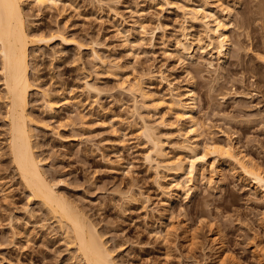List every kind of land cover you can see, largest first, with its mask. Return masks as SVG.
<instances>
[{
	"label": "rangeland",
	"instance_id": "1",
	"mask_svg": "<svg viewBox=\"0 0 264 264\" xmlns=\"http://www.w3.org/2000/svg\"><path fill=\"white\" fill-rule=\"evenodd\" d=\"M229 1L234 45L222 65L199 52L185 64L166 53L168 45L181 37L185 17L178 5L184 0H63L59 9L43 11L32 3L26 6L34 31L50 37L62 29L69 39L87 47L61 40L31 47L30 73L39 86L30 95L29 111L37 121L33 139L43 170L58 181L62 194L97 222L120 264H223L222 250L215 245L216 229L228 254L232 252L243 264H260L258 253L264 257L257 247L264 250V199L256 194L253 181L226 163L213 179L210 171L199 173L188 198L185 192L168 197L166 192L172 196V190L176 191L174 174L156 170L145 159L150 143L141 134L135 109L141 98L137 103L120 84L127 76L134 80L150 70L154 78L144 79L145 86L158 96L168 97L174 88L185 97L187 87L194 84L196 116L204 131L201 143L210 137L225 143L227 134L237 150L264 168V0ZM138 11L155 30L144 40L136 34ZM116 20L139 40L133 53L118 37ZM159 23L163 29L155 28ZM188 26L196 33L203 31L199 23L188 22ZM93 48L107 60L106 66L93 58ZM161 73L172 86L162 80ZM1 78L0 74V82ZM86 80L101 93H90ZM40 88L51 89L55 95L64 93L66 100L59 102L54 115L46 110ZM3 92L0 84L1 96ZM75 100L81 104L75 105ZM139 108L150 120L165 119L168 127L158 129L166 151L171 157L186 158L179 146L189 121L178 120L168 108L161 113ZM5 111L0 97V264H84L75 248L68 246L56 219L39 201H29V191L6 146ZM4 182L11 189L9 196ZM176 217L190 226L191 241L181 230L164 239L163 229L173 220L178 223ZM13 225L29 233V239L24 233L15 235Z\"/></svg>",
	"mask_w": 264,
	"mask_h": 264
},
{
	"label": "bare ground",
	"instance_id": "2",
	"mask_svg": "<svg viewBox=\"0 0 264 264\" xmlns=\"http://www.w3.org/2000/svg\"><path fill=\"white\" fill-rule=\"evenodd\" d=\"M62 1L0 0V74L2 77L0 84L4 86L3 95H0V97L6 106L5 119L9 134L6 146H8L9 154L21 182L29 191V201H39L56 219L59 227L64 231L68 246L75 248L76 256L80 257L84 264H120L116 259L115 250L108 245V241L99 230L97 222L91 218V215H88L83 207L62 194L58 187V181L50 178L43 170L44 162L38 154V145L33 139V128L37 121L29 111L30 95L34 89H39V86L36 85L30 73L31 47L36 44L48 45L53 40H61L63 43L73 42L81 49L87 47L76 39H69L62 29H59L50 37L34 31V26L28 21L26 6L32 3L40 11L53 10V8L59 9L60 4L63 3ZM215 3V5H212L209 0H201L198 3L193 0H184L178 5L185 21L181 25V37L175 38V43L170 46L173 49L168 45L166 53L176 56L183 64L187 63L188 60H193L197 52L210 55L214 60H218L220 65L228 60L234 45L232 36L229 34L232 24L229 20L232 15L230 5H228L230 1L215 0ZM66 4L72 5L71 2H64V5ZM114 4L117 5L118 1H114ZM114 12L117 16L118 12L116 10ZM138 12L140 13V11ZM139 13L135 12L138 16L141 15L140 20L136 21L138 23H135L139 27L136 34L144 40L149 34L153 36L155 30H150L151 27H149L146 17L143 16L144 13ZM188 22L192 24L199 23L203 31L194 32L191 26H188ZM113 26L116 27V33L123 44L130 53H133L132 50L137 47L139 40L137 42L131 31L117 20ZM155 28L163 29V26L159 23ZM92 43L94 45L98 44L96 41ZM93 53V58L99 63L104 66L108 64L107 60L101 57L94 48ZM209 64L215 67L214 61H209ZM160 76L164 82L172 86V83L168 81L163 73ZM153 78L154 72L150 70L134 80L127 76L120 84L123 89L135 96L137 103V98H141V103L136 104L135 109L140 117L141 134L150 143V148L145 153V159L156 170L164 168L174 174L173 188L176 191L172 190V196H170L171 191L166 192V195L168 197H179L182 192H185L186 198H188L196 185L194 180L198 179L199 173L202 174L201 172H203L205 174L204 172H206L207 174L210 171V175H212L210 177L213 179V176L227 163L232 170L239 169L245 180L253 181V189L257 192L256 194L261 195L264 199V168L257 161L243 153L242 150H237L229 135L225 134L227 138L225 143H220L213 137L207 138L208 140L203 144L201 143V136L204 131L196 116L198 95L192 86L194 84L187 87L185 97L174 88H172L170 96H158L156 93L147 91L145 86L144 79L152 80ZM85 87L90 93H101L100 88L90 80L85 81ZM40 91L46 110L49 114L54 115L59 107V102L66 100L64 93L61 92L55 95L51 89L43 88ZM74 104L80 105L81 101L75 100ZM139 107L155 113H161L160 111L163 108H168L175 112L178 120L186 119L189 121L186 132L181 133L185 139L179 146L186 152V158L169 156L164 145L163 135L158 129L160 125L168 127L169 124L166 123L164 118L160 121L150 120L139 112ZM1 149L2 146L0 145V152ZM7 184V182H4L3 190L9 196L11 189ZM129 200H133V197L129 196ZM172 218L175 219V217ZM175 220H173L171 226L165 230L163 229L162 232L165 231L166 234L163 233L165 235L164 239L168 238L173 231L179 232L181 230L183 235L190 240V226L188 227L182 219H179L178 223H175ZM159 227L161 230L163 224L162 227ZM164 227L166 226L164 225ZM13 230L15 235L23 236L25 234V232H22L23 229H17L14 225ZM216 230L214 231V240H216L215 245H218L220 251L222 250L221 263L224 264L229 260L231 264H243L232 252H230V255L228 254L229 252L224 248L223 239L219 240L218 238L220 232H216ZM27 234L29 233L25 234L26 237ZM157 235L159 234L157 233ZM257 247L260 248V251H263L262 255L264 253L262 246ZM257 247L255 250L258 249ZM259 254V262L264 264V257L261 258Z\"/></svg>",
	"mask_w": 264,
	"mask_h": 264
}]
</instances>
